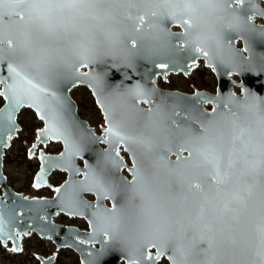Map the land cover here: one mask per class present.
<instances>
[{
    "label": "water",
    "instance_id": "obj_1",
    "mask_svg": "<svg viewBox=\"0 0 264 264\" xmlns=\"http://www.w3.org/2000/svg\"><path fill=\"white\" fill-rule=\"evenodd\" d=\"M262 1L76 0L74 8L32 9L2 0V246L21 252L34 232L81 264H264V24L251 19H264ZM198 58L215 73L216 92L156 84L188 76ZM79 85L92 92L103 132L79 114L71 92ZM26 107L43 121L28 149L40 163L33 187L53 189L51 197L10 185L4 170ZM51 141L62 150L45 147ZM54 171L67 174L58 186ZM59 214L88 227L57 222ZM57 253L36 257L53 264Z\"/></svg>",
    "mask_w": 264,
    "mask_h": 264
},
{
    "label": "rangeland",
    "instance_id": "obj_2",
    "mask_svg": "<svg viewBox=\"0 0 264 264\" xmlns=\"http://www.w3.org/2000/svg\"><path fill=\"white\" fill-rule=\"evenodd\" d=\"M158 83L161 86L191 91H195L197 86L203 88V83H206L211 90L215 91L214 86L217 84L213 71L205 67L203 63L189 76H184L182 73L170 74L167 76L166 81L159 78ZM71 92L78 103L79 114L103 132L102 122L104 117L90 89L87 86L79 85L74 87ZM18 120L22 128L11 141V145L5 150L4 170L10 185L27 191L29 177L38 168V156L36 153L35 156L29 157L30 160H25L24 152L29 149L31 139L34 138L36 130L40 128L43 121L38 118L34 110L27 107L20 111ZM45 147L52 152L62 150V144L55 141H51ZM56 173L57 171L51 175V181ZM31 192L49 193L46 187L33 188ZM55 219L57 222H74L82 227H88L87 222L83 218L59 214ZM22 246L23 250L21 252L13 251L11 243L7 247H0V258L6 264H39L36 257L37 254L56 250L58 253L53 264H81L79 255L75 251L70 248L57 250L52 240L41 238L34 232L23 238ZM159 264H169V261L164 257Z\"/></svg>",
    "mask_w": 264,
    "mask_h": 264
},
{
    "label": "flooded vegetation",
    "instance_id": "obj_3",
    "mask_svg": "<svg viewBox=\"0 0 264 264\" xmlns=\"http://www.w3.org/2000/svg\"><path fill=\"white\" fill-rule=\"evenodd\" d=\"M261 4H262V6L264 7V2L262 1L261 2ZM252 20H254V22L255 23H260V24H264V19L263 18H261V17H258V16H255V17H252L251 18ZM172 29H173V31H181V27L179 26V25H173L172 26ZM236 46L238 47V48H243V42H242V40L241 39H238L237 40V42H236ZM204 64L205 65V67H207V68H210V67H208L207 65H206V60L204 59V58H198L197 59V65H196V67L192 70V72L190 73V74H192L201 64ZM211 70H212V68H210ZM213 71V70H212ZM214 73V72H213ZM189 74V75H190ZM188 75V76H189ZM214 75H215V73H214ZM215 77H216V75H215ZM159 78H162L163 80H167V78L166 79H164L163 77H161V76H158L157 77V80H156V84L159 86ZM230 78L233 80V81H240V77H239V75L238 74H236V73H231V75H230ZM203 82V81H202ZM216 82H217V78H216ZM160 87V86H159ZM216 87H217V84H216V86H214V89H215V91H212L213 93L214 92H216ZM160 88H162V87H160ZM239 87H237V86H235L234 85V90H235V92L236 93H238V94H240L241 92L240 91H238L237 89H238ZM164 89V88H163ZM169 90H176V89H169ZM197 90H205V89H197ZM239 90H240V88H239ZM196 91V90H195ZM194 91V92H195ZM194 92H192V93H194ZM211 92V91H210ZM186 93H188V92H186ZM205 110H211L212 109V106L211 105H205V108H204ZM60 153V152H59ZM121 154H122V151H121ZM123 155V154H122ZM124 156V155H123ZM129 156V155H128ZM125 157V156H124ZM174 159H175V157H174ZM39 161V160H38ZM125 161H126V163L128 164V165H130V166H132V162L130 161V157H129V161H127V159H126V157H125ZM55 172V171H54ZM58 172H63L64 174H65V179H66V176H67V174H66V172H64V171H58ZM122 173H123V175L128 179V180H131L132 178H133V176L130 174V172L127 170V168L126 167H124L123 169H122ZM64 179V180H65ZM63 180V181H64ZM34 181V180H33ZM50 181H51V179H50ZM62 181V182H63ZM51 183H52V181H51ZM53 184V183H52ZM54 185V184H53ZM60 185V184H59ZM55 186V185H54ZM58 186V185H57ZM34 188V187H33ZM47 188V187H46ZM47 189H51V188H47ZM52 191H53V194H54V190L53 189H51ZM53 196V195H52ZM49 197H51V196H49ZM88 197L90 198V199H94V197L92 196V195H88Z\"/></svg>",
    "mask_w": 264,
    "mask_h": 264
},
{
    "label": "snow or ice",
    "instance_id": "obj_4",
    "mask_svg": "<svg viewBox=\"0 0 264 264\" xmlns=\"http://www.w3.org/2000/svg\"><path fill=\"white\" fill-rule=\"evenodd\" d=\"M0 2H2V0H0ZM18 2L21 4H26L29 8H32V9L53 8V7L55 8H74L78 6L76 3V0H70V2L69 0H66V2L64 3H56V4L42 3V2H39V0H18ZM220 2L222 4L227 5L230 3V0H220ZM240 2H242V0H240ZM21 19H23V17H21ZM3 22H4L3 15H0V24H2ZM184 23H187V21H184ZM8 43L11 44V41H8ZM12 71L15 72V69H12ZM29 83H31V81H29ZM33 87H35V85H33ZM109 133L112 135L116 134L111 128L109 129ZM216 175L219 176V173L217 172ZM159 254L163 255V249L160 250ZM148 258L153 259V260L156 259L155 257H148Z\"/></svg>",
    "mask_w": 264,
    "mask_h": 264
},
{
    "label": "trees",
    "instance_id": "obj_5",
    "mask_svg": "<svg viewBox=\"0 0 264 264\" xmlns=\"http://www.w3.org/2000/svg\"><path fill=\"white\" fill-rule=\"evenodd\" d=\"M203 86L206 87L207 86L206 83H203ZM3 104H4V99H3V97L0 96V107ZM31 140H33V139H31ZM24 159L25 160H30L29 159V156H28V150H25V152H24ZM37 166H38V168L36 170H34L33 173L29 177V182L27 184V191H31L33 189V180H34V177H35L36 172L38 171V169L40 167L39 161L37 163ZM64 179H65V174L62 173V172H58L57 171V173L53 177L52 183L55 186H57V185L61 184ZM48 191H49V194L48 195L49 196H52L53 195V191L51 189H48ZM0 247H2V244L1 243H0ZM122 264H124V263H122Z\"/></svg>",
    "mask_w": 264,
    "mask_h": 264
}]
</instances>
